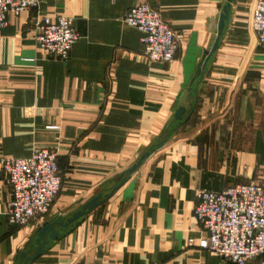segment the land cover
Listing matches in <instances>:
<instances>
[{"label": "crops", "instance_id": "obj_1", "mask_svg": "<svg viewBox=\"0 0 264 264\" xmlns=\"http://www.w3.org/2000/svg\"><path fill=\"white\" fill-rule=\"evenodd\" d=\"M255 1L233 0L219 49L191 98L182 88L189 41L196 33L199 47H213L226 0H41L9 16L0 30V157L56 150L62 186L47 215L14 227L0 171V264L32 255L42 225L110 194L154 146L129 182L33 264H233L187 243L204 236L194 215L198 191L264 184V46L252 28ZM139 4L176 31L173 62H150L141 33L123 22ZM64 16L81 39L60 61L37 46L36 21ZM181 106L189 119L177 128Z\"/></svg>", "mask_w": 264, "mask_h": 264}, {"label": "built area", "instance_id": "obj_2", "mask_svg": "<svg viewBox=\"0 0 264 264\" xmlns=\"http://www.w3.org/2000/svg\"><path fill=\"white\" fill-rule=\"evenodd\" d=\"M41 0H0V30L9 16L38 7ZM123 22L141 33L144 55L153 63L169 64L176 58L179 40L162 14L148 4L131 8ZM252 28L264 46V0H256ZM35 41L48 57L66 61L81 36L72 17H45L36 21ZM0 171L8 180L10 199L5 216L10 226L25 227L47 215L62 186L59 154L37 149L29 158L0 157ZM194 215L204 236L188 247L213 253L233 264H248L264 256V184H235L222 191L200 190ZM260 264H264V258Z\"/></svg>", "mask_w": 264, "mask_h": 264}, {"label": "water", "instance_id": "obj_3", "mask_svg": "<svg viewBox=\"0 0 264 264\" xmlns=\"http://www.w3.org/2000/svg\"><path fill=\"white\" fill-rule=\"evenodd\" d=\"M232 2L233 0H226L222 8L218 22V35L210 50L203 49L197 45L198 36L196 33H193L191 36L186 55L183 59L184 83L182 85V88L190 93L189 98L196 95L204 70L209 67L214 55L219 49L226 25L230 19ZM195 103L191 105V108L195 107ZM186 113L187 108L184 106L176 110L175 120L178 123L177 128H181L188 121L189 118H185ZM155 149L146 152L126 173L121 174L119 177L120 183L110 194L96 196L68 218L57 217L42 225L37 230L34 242L30 245L32 255L29 256V253L22 252L19 256L20 262L18 264H33L47 252L54 242L73 232L90 213L104 205L120 188L129 182L131 177L151 157Z\"/></svg>", "mask_w": 264, "mask_h": 264}, {"label": "rangeland", "instance_id": "obj_4", "mask_svg": "<svg viewBox=\"0 0 264 264\" xmlns=\"http://www.w3.org/2000/svg\"><path fill=\"white\" fill-rule=\"evenodd\" d=\"M264 258V256H262L261 258H259L258 260H261V259H263Z\"/></svg>", "mask_w": 264, "mask_h": 264}, {"label": "trees", "instance_id": "obj_5", "mask_svg": "<svg viewBox=\"0 0 264 264\" xmlns=\"http://www.w3.org/2000/svg\"><path fill=\"white\" fill-rule=\"evenodd\" d=\"M154 148H155V146L152 149H154Z\"/></svg>", "mask_w": 264, "mask_h": 264}]
</instances>
